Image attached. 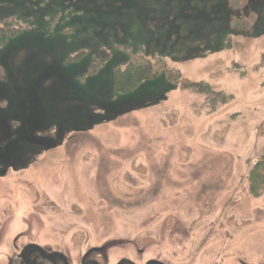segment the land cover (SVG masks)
I'll list each match as a JSON object with an SVG mask.
<instances>
[{
    "label": "rangeland",
    "instance_id": "rangeland-1",
    "mask_svg": "<svg viewBox=\"0 0 264 264\" xmlns=\"http://www.w3.org/2000/svg\"><path fill=\"white\" fill-rule=\"evenodd\" d=\"M0 28H24L0 35V264L26 244L264 264V193L247 181L264 152V0H0ZM135 54L179 81L116 94Z\"/></svg>",
    "mask_w": 264,
    "mask_h": 264
},
{
    "label": "trees",
    "instance_id": "trees-1",
    "mask_svg": "<svg viewBox=\"0 0 264 264\" xmlns=\"http://www.w3.org/2000/svg\"><path fill=\"white\" fill-rule=\"evenodd\" d=\"M24 28H0V35L7 38L21 34ZM108 59L105 50H99L94 55V63L86 74H94ZM164 75L169 82H177L180 79L178 72L169 69L160 58L151 60L143 55H132L123 69H116L113 74L114 92L118 95H126L137 89L142 83L156 79ZM181 88L203 93L212 101L225 103L226 98L218 92H214L208 84L203 82L181 81ZM215 102H212L214 104ZM248 192L258 198L264 193V152L256 164H254L247 177Z\"/></svg>",
    "mask_w": 264,
    "mask_h": 264
},
{
    "label": "flooded vegetation",
    "instance_id": "flooded-vegetation-1",
    "mask_svg": "<svg viewBox=\"0 0 264 264\" xmlns=\"http://www.w3.org/2000/svg\"><path fill=\"white\" fill-rule=\"evenodd\" d=\"M95 251L101 252L98 249L93 252ZM11 255L15 256V263L17 264H106L107 260L103 254L100 257L95 256L90 258V254L79 253L75 258H72L66 253L65 249L50 248L47 246L44 248L36 244H26L22 246V253H17L14 250ZM138 263L149 264V261H141ZM131 264L137 263L131 262Z\"/></svg>",
    "mask_w": 264,
    "mask_h": 264
}]
</instances>
